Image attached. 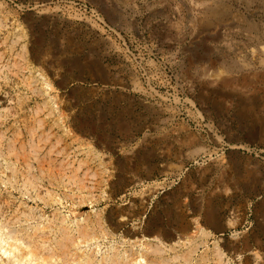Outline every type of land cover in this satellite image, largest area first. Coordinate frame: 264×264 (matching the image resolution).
Segmentation results:
<instances>
[{
  "label": "rangeland",
  "instance_id": "obj_1",
  "mask_svg": "<svg viewBox=\"0 0 264 264\" xmlns=\"http://www.w3.org/2000/svg\"><path fill=\"white\" fill-rule=\"evenodd\" d=\"M0 123L7 242L50 222L38 243L50 256L60 226L77 237L101 217L71 244L73 264L155 262L164 246L132 232L162 227L171 244L187 225L189 264H216L215 243L225 264H264V0H0ZM210 201L218 229L203 220Z\"/></svg>",
  "mask_w": 264,
  "mask_h": 264
},
{
  "label": "bare ground",
  "instance_id": "obj_2",
  "mask_svg": "<svg viewBox=\"0 0 264 264\" xmlns=\"http://www.w3.org/2000/svg\"><path fill=\"white\" fill-rule=\"evenodd\" d=\"M6 21V20H5ZM13 33V32H12ZM17 33H19V32H17ZM17 39H19L20 38V35L18 36L17 35ZM24 38V37H23ZM21 57V56H20ZM13 62V61H12ZM24 62V61H23ZM30 63V62H29ZM28 63V64H29ZM7 65V64H6ZM14 65V64H13ZM16 66H18L17 64H15ZM15 67V66H14ZM17 68V67H16ZM24 68H26V67H24ZM27 68H29V67H27ZM19 70H21V69H19ZM18 73V72H17ZM20 73V72H19ZM13 74V73H12ZM16 74V73H15ZM21 74V73H20ZM4 77V76H3ZM25 77V76H24ZM33 77V76H32ZM32 77H31V79H32ZM47 77V76H46ZM45 77V75H43L42 73H40L39 74V78L41 79V81H42V85H43V88L42 89H44V92L45 91H47V90H51V84L48 82V80H47V78ZM30 78V77H29ZM31 79H30V81H31ZM36 79H37V77H36ZM29 81V80H28ZM28 81H24V82H28ZM39 81V80H38ZM22 82H23V80H22ZM37 82V81H36ZM38 83V82H37ZM26 84V83H25ZM28 84H29V82H28ZM32 84V83H31ZM30 84V85H31ZM27 86V85H26ZM36 87V86H35ZM28 88V87H27ZM32 88V87H31ZM29 89V88H28ZM33 89V88H32ZM31 90V89H30ZM41 92V91H40ZM43 92V93H44ZM37 93V92H36ZM48 93V92H47ZM54 98V97H53ZM29 99V98H28ZM18 100H20V99H18ZM22 100V99H21ZM23 102V101H22ZM52 104V103H51ZM45 108V107H44ZM7 109V108H6ZM42 109V108H41ZM49 111V110H48ZM50 114V113H49ZM51 115V114H50ZM64 115V114H63ZM4 116V115H3ZM16 116V115H15ZM47 116V115H46ZM61 116V115H60ZM27 117V116H26ZM58 117V116H57ZM62 118H64V117H62ZM61 118V119H62ZM10 119V118H9ZM50 119V118H49ZM28 120V119H27ZM62 121V120H61ZM17 122V121H16ZM31 122V121H30ZM62 122H64V120L62 121ZM36 123V122H35ZM41 123V122H40ZM1 124V123H0ZM30 124V123H29ZM38 125V124H37ZM36 125V126H37ZM41 125V124H40ZM44 125V124H43ZM83 125V124H82ZM35 126V125H34ZM38 127V126H37ZM122 127V126H121ZM31 128V127H30ZM29 129V128H28ZM63 129V128H62ZM65 130V129H64ZM27 131V130H26ZM35 131V130H34ZM69 131V130H68ZM30 132H32V130L30 131ZM41 133V132H40ZM66 133V132H65ZM31 134H33V133H31ZM17 135V134H16ZM22 135V134H21ZM53 135V134H52ZM18 136H20V135H17V137ZM23 136V135H22ZM48 137V136H47ZM32 138H33V136H32ZM31 139V138H30ZM46 139V138H45ZM43 140V139H42ZM11 141V140H10ZM58 141V140H57ZM61 141V140H60ZM15 143H16V141H14ZM59 142V141H58ZM33 143V142H32ZM2 145V144H1ZM30 145V144H29ZM38 145V144H37ZM10 146V145H9ZM51 146V145H50ZM49 147V146H48ZM47 147V148H48ZM21 147H19V149H20ZM29 148V147H28ZM36 148H37V146H36ZM40 148V147H39ZM29 149H31L32 150V148L30 147ZM28 149V150H29ZM14 150H17L16 148H15V146H10L9 147V149H8V151H7V153L8 152H12V151H14ZM21 151V150H20ZM18 152V151H17ZM26 152V151H25ZM24 152V153H25ZM12 153H15V152H12ZM17 154V153H16ZM21 155V154H20ZM25 155V154H24ZM5 156V155H4ZM7 156H8V154H7ZM6 156V157H7ZM18 157V156H17ZM36 158V157H35ZM39 159V158H38ZM42 159V158H41ZM22 160V159H21ZM29 160V159H28ZM23 162H24V160H23ZM27 164H28V161H27ZM30 164V163H29ZM28 164V165H29ZM22 167V166H21ZM26 167V166H25ZM8 168H9V166H8ZM31 168V167H30ZM40 169V168H39ZM13 170H15V169H13ZM17 170V169H16ZM42 170V169H41ZM2 171V170H1ZM12 171V170H11ZM4 172V171H3ZM14 173H16V171H13ZM18 172H20V171H18ZM28 172V171H27ZM14 173H12V174H14ZM41 173H42V171H41ZM27 174V173H26ZM25 173H24V175H26ZM46 174V173H45ZM32 176V175H31ZM12 177V176H11ZM18 177V176H17ZM16 177V178H17ZM61 177V176H60ZM22 178V177H21ZM27 178H29V177H27ZM32 178H35V177H33L32 176ZM9 179V178H8ZM29 181L28 182H30V178L28 179ZM5 181V180H4ZM15 181V180H14ZM33 181V180H32ZM24 183V182H23ZM22 183V184H23ZM32 183V182H31ZM5 184V183H4ZM21 184V185H22ZM28 185V184H27ZM30 185H32V184H30ZM35 185V184H34ZM22 187V186H21ZM29 192V191H28ZM50 195V194H49ZM53 195V194H52ZM181 195V194H180ZM179 195V196H180ZM40 196H41V194H40ZM33 199V198H32ZM176 199V198H175ZM45 200V199H44ZM211 201H212V199H210ZM34 201V200H33ZM211 201H210V203L208 204V207L206 208V210H205V212L203 213L204 215H203V220H205V223L206 224H208V225H210V226H212V227H215V228H220V222H221V216H220V213H219V210L220 209H217V208H215L214 207V204H211ZM0 202H2V201H0ZM14 202V201H13ZM52 203H54V202H52ZM217 204V203H216ZM30 205V204H29ZM46 205V204H45ZM3 208V207H2ZM30 209V208H29ZM21 211V210H20ZM29 211V210H28ZM198 211V210H197ZM197 211H195V212H197ZM14 213H15V211H14ZM100 214V213H99ZM14 215V214H13ZM19 215H21V214H19ZM37 216V215H36ZM35 216V217H36ZM96 216V215H95ZM11 217V216H10ZM9 217V218H10ZM17 217V216H16ZM112 217V216H111ZM33 218V217H32ZM6 220V219H5ZM48 220V219H47ZM179 222L181 223L183 220H184V218L183 217H179ZM16 221V220H15ZM78 221V220H77ZM76 221V222H77ZM229 221H230V223L231 222H233L231 219H229ZM11 222H13L12 220H11ZM29 222V221H28ZM45 222H47V221H45ZM49 222V221H48ZM47 222V223H48ZM64 217H63V220L61 221V224L62 225H64ZM195 222H196V219H195ZM5 223V222H4ZM168 223V222H167ZM184 224V223H183ZM186 224V223H185ZM199 223H198V221L196 222V227H195V229H199V225H198ZM5 226H7L8 227V223L6 224H4ZM3 225V226H4ZM29 225V224H28ZM27 225V226H28ZM105 225V224H104ZM150 225V224H149ZM99 226V227H98ZM174 226V225H173ZM1 227H2V225H1ZM92 227V226H91ZM95 227H98L97 229H100L101 231H102V229H103V225H102V223H101V217H98L97 219H96V222H95V225L93 224V227L89 230L87 227H85L84 225L82 226V225H79L78 224V228H77V232H78V236L76 237V236H71L70 234H69V232H68V230H67V227H61L60 226V228L58 229L59 231H60V235L58 236V239L54 242L55 243V245H49L46 249H49L50 251H51V255L50 256H48V255H46L45 253H42V255L41 256H39V253H41L40 252V250H38V243H40V242H42L43 244H41L40 246V248H44V247H46V244H48L46 241L48 240V238H50V233L48 234V231H46V230H48V229H50V230H52L53 229V226H52V224H50V222H49V224H46V225H42L41 227L40 226H38V228H35L34 229V231H32L31 233H28V231H26L23 235H21V237H19L18 235H17V233L18 232H20V231H15V232H13V231H11L9 234H11V237L13 238V241L12 242H7L5 239H3L2 238V234H0V260H1V263L2 264H4V258L5 259H10V261L9 262H7V264H9V263H11V261H13V262H18V263H23V264H50V263H52V261H53V259H55L56 260V262H57V260H58V262H60V264H73L74 262H70L69 261V254H70V252L71 251H69V248H70V246H71V244H77V245H81L80 243H81V240L82 239H85V238H88V237H91L93 234V232H94V229H95ZM26 228V227H25ZM90 228V227H89ZM179 228V227H178ZM201 229V232H203L204 230H203V228H200ZM200 229H199V232H200ZM89 230V231H88ZM203 230V231H202ZM38 231V232H37ZM42 232V233H39V232ZM90 231H92L91 233H90ZM4 232V231H3ZM73 232V231H72ZM182 232L183 233H186V235L184 236L183 235V239L186 241V242H188V245H189V243H190V248H189V250L186 252V253H182V254H175V256H173V258H165V256L163 257L162 256V254H161V252H163V251H166V249L165 248H168V249H170V250H172V249H175V247H176V245L177 244H181V242L182 243H186L185 241H183V240H181V238L179 237V238H177L175 241H173V242H171V244H165L164 243V240H166V239H169V238H173L174 236L172 235V233H170V232H167L166 231V229L165 228H160V227H154V228H150V227H148V228H145V230H142V231H135V232H132V236H134V238L136 237V236H138V237H140L139 235H141V238H137V239H134L133 241H132V243L134 242V243H137L138 244V242H141L142 243V246H144V245H146L145 246V248L147 247V245H149L150 246V243H148V242H146V240H150V239H156V240H159L160 242V244L161 245H163L164 247H159V246H155L154 248H153V250H154V252L157 254L156 255V260H155V262L153 261V262H150V263H148L147 262V258H146V255H144V252L142 253V254H139V255H130V257L131 258H129V256L128 255H121V259H122V261H121V263L120 264H169V262L168 261H175V260H181L182 262H184L185 264H189V263H191L192 261H193V252L195 251V248H196V239H194V232H196V230H191L190 228H189V226L187 225L186 227H185V229H183L182 230ZM95 233V232H94ZM99 233V232H98ZM143 233H146L147 235H152V237L153 238H146L145 237V235L146 234H143ZM193 233V234H192ZM204 233V232H203ZM206 233V232H205ZM54 234V233H53ZM57 234V233H56ZM96 234V233H95ZM127 234H129V233H127ZM199 234V233H198ZM180 235H182V234H180ZM203 235V234H202ZM210 235V234H209ZM208 235V236H209ZM24 236H26V238L28 239V244H25V242L24 241H21L22 240V238L24 239ZM204 236H205V234H204ZM207 236V235H206ZM92 238V237H91ZM191 238H193V239H191ZM81 239V240H80ZM26 241V240H25ZM52 241V240H51ZM78 241V242H77ZM46 242V243H45ZM206 242V241H205ZM4 245H3V244ZM83 243V242H82ZM183 244V245H184ZM199 244V243H198ZM216 245H215V247H216V249H215V252H214V254H213V256H214V258H213V256H212V258L214 259L213 261L214 262H216V264H225L226 262L224 261V253H223V251L221 250V248H219V246L217 245V243H215ZM153 246V245H152ZM151 247V246H150ZM149 247V248H150ZM139 248V247H138ZM152 248V247H151ZM179 248V247H178ZM33 249L35 250V252L33 251ZM86 249V248H85ZM44 250H45V248H44ZM71 250V249H70ZM100 250V249H99ZM99 250L97 251V252H99ZM43 251V250H42ZM112 251V250H111ZM45 252V251H44ZM125 252V251H124ZM148 252V251H147ZM206 252V251H205ZM92 253V252H91ZM141 253V252H140ZM203 253V252H202ZM44 254L46 255V256H44ZM98 254V253H97ZM118 254V253H117ZM126 254V253H125ZM128 254V253H127ZM137 254V253H136ZM161 254V255H160ZM167 254V253H166ZM88 255H89V253H88ZM119 255V254H118ZM105 256H107L104 260H111L110 262H112L111 264H117L116 262H118V256L116 255V254H114L113 256H110V258H109V256L108 255H105ZM204 256H206V255H204ZM201 257L199 260H197L196 261V264H206L207 263V261H208V259H207V257ZM71 258V257H70ZM129 258V259H128ZM197 258V257H196ZM25 259V260H24ZM80 259V258H79ZM102 259V258H101ZM120 260V259H119ZM128 260V261H127ZM195 261V260H194ZM54 262V261H53ZM79 262L80 263H86V264H95L96 262H95V260L93 259V258H91V257H89L88 256V258L87 259H85L84 260V262H83V259L81 260H79ZM78 262V263H79ZM208 262H210V260L208 261ZM17 263V264H18ZM172 263V262H171ZM195 263V262H194ZM52 264H54V263H52ZM57 264V263H56ZM101 264H105L104 263V261L101 263Z\"/></svg>",
  "mask_w": 264,
  "mask_h": 264
}]
</instances>
